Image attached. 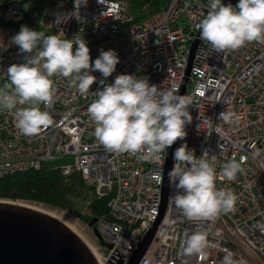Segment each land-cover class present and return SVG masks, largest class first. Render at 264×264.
Here are the masks:
<instances>
[{"label": "built area", "instance_id": "built-area-1", "mask_svg": "<svg viewBox=\"0 0 264 264\" xmlns=\"http://www.w3.org/2000/svg\"><path fill=\"white\" fill-rule=\"evenodd\" d=\"M25 1L0 0V87L9 83L7 68L24 62L26 54L11 44L22 25L45 35L63 31L62 38L85 39L92 62L101 50H115L120 63L105 84L131 74L158 89L173 90L188 104L192 121L186 125L187 136L174 145L172 168L173 153L181 144L187 143L197 157L206 151L209 159L216 157L217 188L231 189L237 196L233 212L211 221H190L170 200L176 188L169 178L165 209L137 264H222L228 252L240 264H264V44L213 51L200 40L197 27L209 0H169L141 20L123 1L88 0L87 6L76 9L79 19L73 16L60 23L57 16L75 11V0H49L31 10ZM92 75L97 81L86 96L68 79L52 77L55 94L47 110L53 124L38 135L20 134L15 110L0 109V179L71 156L70 165L59 167L62 175L77 173L96 197L109 198L108 217L95 223L104 242L98 253L102 264L112 259L126 264L160 215L166 153L153 160L140 153L113 152L99 142L87 109L104 78L99 71ZM222 112L234 116L219 119ZM232 160L241 164V171L228 180L220 173ZM196 231L207 234L203 256L182 249V242Z\"/></svg>", "mask_w": 264, "mask_h": 264}, {"label": "clouds", "instance_id": "clouds-1", "mask_svg": "<svg viewBox=\"0 0 264 264\" xmlns=\"http://www.w3.org/2000/svg\"><path fill=\"white\" fill-rule=\"evenodd\" d=\"M88 0H75V11L57 16V23L73 16L76 9L87 6ZM201 41L213 51L237 50L246 43L264 44V0H239L233 6L222 0H209L207 14L197 25ZM45 35L22 25L11 38L19 53L26 54L23 63L7 68L9 83L0 87V109L14 111L16 128L25 136H35L53 124L47 110L53 103L55 88L52 77L69 80L82 95H87L99 71L102 89L95 91V99L87 112L95 125L94 135L106 149L117 153L143 154L141 158L159 160L178 140L187 136L186 125L192 116L183 96L173 90H161L148 79L120 74L113 83L105 84L120 63L115 50H101L92 62L85 39ZM44 105L42 110L40 105ZM234 114L220 113L219 119L229 121ZM170 182L176 192L170 196L175 206L190 221H211L221 213L235 210L236 194L231 189L217 188L216 157L209 159L205 151L197 157L187 143L173 153ZM241 171V164L232 160L222 166L221 175L232 180ZM207 234L193 232L182 242L185 254L205 255ZM222 264H240L228 252Z\"/></svg>", "mask_w": 264, "mask_h": 264}, {"label": "water", "instance_id": "water-1", "mask_svg": "<svg viewBox=\"0 0 264 264\" xmlns=\"http://www.w3.org/2000/svg\"><path fill=\"white\" fill-rule=\"evenodd\" d=\"M239 0H225L224 4H238ZM200 35V32L198 36ZM198 40L191 47L192 58ZM190 65L187 68L189 73ZM167 149L164 181L161 192V212L153 227L138 243V247L126 264H137L151 240L165 209L172 169V151ZM97 218L88 225L100 245H104L95 227ZM110 248V245H107ZM0 264H99L88 245L66 223L41 210L26 207L12 201L0 200ZM108 264H122L112 259Z\"/></svg>", "mask_w": 264, "mask_h": 264}, {"label": "trees", "instance_id": "trees-1", "mask_svg": "<svg viewBox=\"0 0 264 264\" xmlns=\"http://www.w3.org/2000/svg\"><path fill=\"white\" fill-rule=\"evenodd\" d=\"M127 4L137 20L158 12L169 0H118ZM89 191L88 209L91 217L107 218L108 197L98 198L77 173L62 175L59 168L28 169L0 179V200L32 201L59 208L74 209L75 192Z\"/></svg>", "mask_w": 264, "mask_h": 264}, {"label": "rangeland", "instance_id": "rangeland-1", "mask_svg": "<svg viewBox=\"0 0 264 264\" xmlns=\"http://www.w3.org/2000/svg\"><path fill=\"white\" fill-rule=\"evenodd\" d=\"M49 0H26V7L31 10L33 8L42 7L47 4ZM73 161L71 156L59 157L52 160H47L43 162V167L45 168H59L65 165H70ZM90 195L89 191L83 190L81 192H75L72 196V202L74 209H63L59 207L50 206L43 203L32 202V201H12L9 199H2L12 202H31L36 205H42L45 208L55 210L61 214H64L76 227L79 234L86 240L90 245L96 248L97 252L100 254L103 250L99 248V243L95 238L91 227L88 222L93 218L91 217V212L88 209L87 196ZM95 195V194H94ZM96 196V195H95Z\"/></svg>", "mask_w": 264, "mask_h": 264}, {"label": "bare ground", "instance_id": "bare-ground-1", "mask_svg": "<svg viewBox=\"0 0 264 264\" xmlns=\"http://www.w3.org/2000/svg\"><path fill=\"white\" fill-rule=\"evenodd\" d=\"M18 204H21L23 206L26 207H30V208H34L37 210H41L45 213H48L56 218H58L59 220H61L62 222L66 223L70 228H72L80 237L81 239L88 245L89 249L91 250V252L93 253V255L95 256V258L97 259V261L99 262V264H102V260L100 258V255L98 254L96 248H94L92 245H90L86 240H84V238H82V236L79 234V232L77 231L75 225L64 215L61 214L55 210L52 209H48L43 207L42 205H36L34 203L31 202H19Z\"/></svg>", "mask_w": 264, "mask_h": 264}]
</instances>
